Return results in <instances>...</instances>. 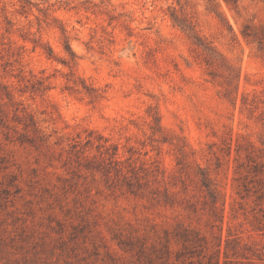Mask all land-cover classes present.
I'll return each instance as SVG.
<instances>
[{"label": "rangeland", "instance_id": "374dc122", "mask_svg": "<svg viewBox=\"0 0 264 264\" xmlns=\"http://www.w3.org/2000/svg\"><path fill=\"white\" fill-rule=\"evenodd\" d=\"M216 261L264 264V0H0V264Z\"/></svg>", "mask_w": 264, "mask_h": 264}, {"label": "trees", "instance_id": "16d2710c", "mask_svg": "<svg viewBox=\"0 0 264 264\" xmlns=\"http://www.w3.org/2000/svg\"><path fill=\"white\" fill-rule=\"evenodd\" d=\"M21 1H22V0H21ZM26 2H27V1H26ZM24 5H25V3H24ZM64 48H65V51H66L69 55H71V48H70V45H69V43H68L67 41H65V43H64ZM49 56H50V55H49ZM83 88L86 90V92H87L89 95H91L89 89H87L86 87H83ZM6 96H7L8 98H11L10 93H6ZM16 116H17V115H16ZM24 126H25V129L28 128V125H24ZM32 126H34L33 129H34L35 132L41 134L40 129L37 128V126H36L35 123H32ZM24 137H25V136H23L22 138H24ZM40 137H44V136L40 135ZM22 138H21V139H22ZM21 139L19 138L20 142H23ZM73 146L76 147L77 144H74ZM116 154H117V148H116V147H113V153H112V155L115 156ZM191 233H192L191 230H189V229H187V228H183L182 230H180V232H178V233L175 234V237L177 238L178 241H181L183 244H186V243L196 244V243H198L199 240H200V238H197L196 236H195V237H192V234H191ZM166 253L168 254V253H170V251H169V250H166ZM209 264H219V262H218V261H216V262H214V263L209 262Z\"/></svg>", "mask_w": 264, "mask_h": 264}]
</instances>
